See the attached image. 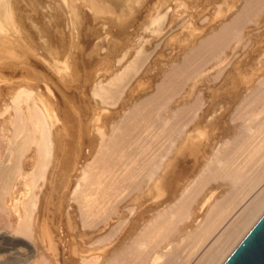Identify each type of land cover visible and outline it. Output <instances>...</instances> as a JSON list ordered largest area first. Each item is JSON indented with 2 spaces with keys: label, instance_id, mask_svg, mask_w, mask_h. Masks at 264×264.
<instances>
[{
  "label": "bare ground",
  "instance_id": "6f19581e",
  "mask_svg": "<svg viewBox=\"0 0 264 264\" xmlns=\"http://www.w3.org/2000/svg\"><path fill=\"white\" fill-rule=\"evenodd\" d=\"M263 212L264 0H0V264H222Z\"/></svg>",
  "mask_w": 264,
  "mask_h": 264
},
{
  "label": "water",
  "instance_id": "95a60500",
  "mask_svg": "<svg viewBox=\"0 0 264 264\" xmlns=\"http://www.w3.org/2000/svg\"><path fill=\"white\" fill-rule=\"evenodd\" d=\"M222 264H264V212Z\"/></svg>",
  "mask_w": 264,
  "mask_h": 264
},
{
  "label": "rangeland",
  "instance_id": "374dc122",
  "mask_svg": "<svg viewBox=\"0 0 264 264\" xmlns=\"http://www.w3.org/2000/svg\"><path fill=\"white\" fill-rule=\"evenodd\" d=\"M150 30V29H148ZM151 31V30H150ZM150 31H146L145 33H143L144 37H138V41H133V45H130L129 47L123 49L121 51V54L120 56L118 57L119 58V61H117L116 63V69L115 71H121V70H124L126 69L128 63L130 61H132L137 55H139V53H142L144 48L147 47V38L151 37L152 36V32ZM142 35V34H140ZM139 35V36H140ZM137 40V39H136ZM112 73L111 71H105L104 69H101L100 70V77L99 79H101V83L102 84H108V81L109 79L112 77ZM19 186L20 187H23V184L19 183Z\"/></svg>",
  "mask_w": 264,
  "mask_h": 264
}]
</instances>
